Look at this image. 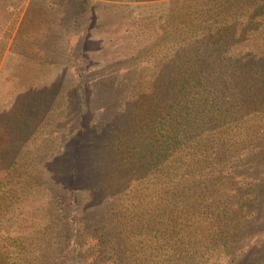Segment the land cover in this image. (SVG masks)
I'll list each match as a JSON object with an SVG mask.
<instances>
[{
    "label": "rangeland",
    "instance_id": "obj_1",
    "mask_svg": "<svg viewBox=\"0 0 264 264\" xmlns=\"http://www.w3.org/2000/svg\"><path fill=\"white\" fill-rule=\"evenodd\" d=\"M241 71L264 109V0H0V264H264V160L179 140L247 130Z\"/></svg>",
    "mask_w": 264,
    "mask_h": 264
},
{
    "label": "trees",
    "instance_id": "obj_2",
    "mask_svg": "<svg viewBox=\"0 0 264 264\" xmlns=\"http://www.w3.org/2000/svg\"><path fill=\"white\" fill-rule=\"evenodd\" d=\"M232 75H234V78H238L236 82H233L235 80H232L231 83L229 84V88H230V92L229 93H222L221 94V100H223L224 96H230V101L229 104H232L233 102L238 103L239 102V111L241 112V110L243 109L242 106L244 104H248L249 110L246 111V115L248 116V120L247 121H243V119H240L237 123L241 124L242 129H247L245 132H243V134L238 137H232L228 122L226 119H224V121H220V122H216L214 125V128H207L204 124L202 126H200L196 131H193L192 128L194 126V122L191 121L190 115H188V117H186L185 119V127L187 128L185 131H182V135L179 137V140H185L187 142V144H189L191 141L193 142L191 144V147L193 145L198 147H204V151H199V152H206L208 155L205 156L208 159H212L214 160V162L212 161L211 163L215 166V170L211 171V172H207V174L211 175L212 178L216 179L214 183L217 182H226L229 179H231L234 175V179L236 180V172L238 170H242L245 169L247 171H257L259 166L262 165V162L264 160V133L263 132H252L250 131L249 127H248V121L250 120L252 123L257 121L258 118H252L253 116H260L264 109H256L255 105H254V98L259 96V93H257V88H260L259 86L254 85L251 81V77H248L246 74V71H241L239 74H236V72H233ZM263 87V85L261 86ZM185 87H180V94L181 93H185L186 90ZM197 89L194 88L193 91H196ZM223 92V91H222ZM227 104V103H226ZM232 123H235L234 121H232ZM237 125H234V127H237ZM218 125V126H217ZM217 126V127H216ZM225 126L229 129L225 130ZM210 133L213 136V144H210V140H209V135ZM228 134L229 139L233 142V146L237 149V145H238V140L242 139V136L248 135V139L250 136H253V142H259L258 146L253 147V142H252V146L250 147V150L248 153H246L245 155H240L238 156L237 159H239V161L241 160V162H238L240 164H233L231 167L228 166V163L225 162L223 160L220 161V165H218V160L222 157H225L227 155H223L220 156L218 158V156L220 154H227V151H221V152H217V148L220 145H225L223 144V141L225 140V138L227 137L226 135ZM259 135V136H258ZM228 138V137H227ZM219 139V140H217ZM202 149V148H201ZM214 152V154H213ZM231 152V151H230ZM229 152V153H230ZM195 157L199 158L197 155H195ZM229 157H235V156H229ZM179 164L181 166H185L184 161H182L183 159L179 158ZM245 162V163H244ZM210 163V164H211ZM213 165H211L210 168H214ZM217 165L219 167H217ZM234 166V167H233ZM206 168V166H203ZM244 171L242 173H239L241 176L242 175H246ZM247 176V175H246ZM239 181L240 179L237 178ZM256 179V177H255ZM253 179V180H255ZM251 180V179H250ZM241 182V183H240ZM240 186L242 185L247 186L249 188V190L251 189V191H254V187L253 185L259 183V182H252L249 181L247 183L240 181ZM235 193L237 192L234 191Z\"/></svg>",
    "mask_w": 264,
    "mask_h": 264
}]
</instances>
